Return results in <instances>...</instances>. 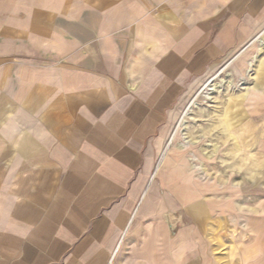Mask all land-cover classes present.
Here are the masks:
<instances>
[{
    "label": "crops",
    "instance_id": "0c3cea01",
    "mask_svg": "<svg viewBox=\"0 0 264 264\" xmlns=\"http://www.w3.org/2000/svg\"><path fill=\"white\" fill-rule=\"evenodd\" d=\"M41 10L0 6V54L13 56L0 94L26 104L5 141L32 161L0 221V264H221L203 202L176 185L177 215L148 183L189 82L231 47L264 48V0H121L73 10L55 38Z\"/></svg>",
    "mask_w": 264,
    "mask_h": 264
},
{
    "label": "rangeland",
    "instance_id": "374dc122",
    "mask_svg": "<svg viewBox=\"0 0 264 264\" xmlns=\"http://www.w3.org/2000/svg\"><path fill=\"white\" fill-rule=\"evenodd\" d=\"M120 2L0 0V6L48 9L41 10L38 16L47 20L50 30L55 27L49 32L54 37L57 25L67 22L64 17L72 18L73 10L103 9ZM91 17L98 22L100 16ZM0 29H3L1 25ZM49 48L57 50L54 46ZM257 49V45L231 47L189 82L159 136L160 148L164 145L154 164L155 168L159 161V169L148 183V191L152 189L155 197L175 205L177 215L186 210L174 195L176 185L185 187L187 194L203 202L204 241L221 264L235 261L264 264V143H261L264 138V48ZM0 57L9 60L13 56L3 53ZM248 72L261 88V94L251 99L250 75L246 83L242 82ZM0 101L1 221L27 177L26 170L32 161L20 152L11 151V143L5 141L9 116L14 117L12 109L25 107L24 95L0 94ZM261 114L263 116L259 117ZM234 137L238 146L232 150ZM186 174L188 182L173 178L174 175L186 177Z\"/></svg>",
    "mask_w": 264,
    "mask_h": 264
},
{
    "label": "bare ground",
    "instance_id": "6f19581e",
    "mask_svg": "<svg viewBox=\"0 0 264 264\" xmlns=\"http://www.w3.org/2000/svg\"><path fill=\"white\" fill-rule=\"evenodd\" d=\"M262 43V42H261ZM260 48V47H259ZM251 62V61H250ZM249 74H247V76L246 77H243L242 79H243V83H246L247 82V78L249 77L248 75H250V72H248ZM250 78V77H249ZM248 88H250V87H248ZM237 143H236V141H235V137H234V139L231 141V149L233 150V149H236L237 148ZM192 167H194V166H192ZM197 169H199V167H197ZM199 171H201V170H199Z\"/></svg>",
    "mask_w": 264,
    "mask_h": 264
}]
</instances>
